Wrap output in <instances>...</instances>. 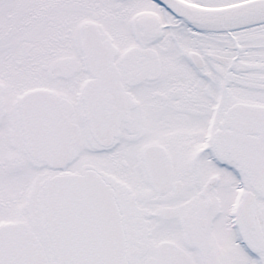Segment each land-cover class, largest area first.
I'll list each match as a JSON object with an SVG mask.
<instances>
[{
  "label": "snow or ice",
  "instance_id": "obj_1",
  "mask_svg": "<svg viewBox=\"0 0 264 264\" xmlns=\"http://www.w3.org/2000/svg\"><path fill=\"white\" fill-rule=\"evenodd\" d=\"M0 264H264V0H0Z\"/></svg>",
  "mask_w": 264,
  "mask_h": 264
}]
</instances>
